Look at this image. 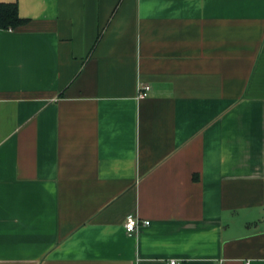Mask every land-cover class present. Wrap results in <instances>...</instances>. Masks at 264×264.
I'll return each instance as SVG.
<instances>
[{
	"label": "crops",
	"instance_id": "crops-1",
	"mask_svg": "<svg viewBox=\"0 0 264 264\" xmlns=\"http://www.w3.org/2000/svg\"><path fill=\"white\" fill-rule=\"evenodd\" d=\"M0 3V264H264V0Z\"/></svg>",
	"mask_w": 264,
	"mask_h": 264
},
{
	"label": "trees",
	"instance_id": "trees-1",
	"mask_svg": "<svg viewBox=\"0 0 264 264\" xmlns=\"http://www.w3.org/2000/svg\"><path fill=\"white\" fill-rule=\"evenodd\" d=\"M25 23L17 3H0V29H13Z\"/></svg>",
	"mask_w": 264,
	"mask_h": 264
},
{
	"label": "built area",
	"instance_id": "built-area-1",
	"mask_svg": "<svg viewBox=\"0 0 264 264\" xmlns=\"http://www.w3.org/2000/svg\"><path fill=\"white\" fill-rule=\"evenodd\" d=\"M149 90H150L149 85L140 86L138 92V98L146 97L148 95ZM149 224H150L149 220H142L138 216L130 214L126 218L125 228L129 234H132L135 231H137L141 226L149 225ZM169 264H179V262L176 259H172L170 260ZM247 264H249V262Z\"/></svg>",
	"mask_w": 264,
	"mask_h": 264
}]
</instances>
